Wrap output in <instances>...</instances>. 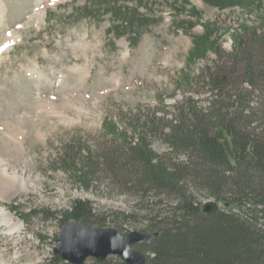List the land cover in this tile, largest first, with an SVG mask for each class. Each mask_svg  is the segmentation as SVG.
Masks as SVG:
<instances>
[{
	"label": "rangeland",
	"instance_id": "1",
	"mask_svg": "<svg viewBox=\"0 0 264 264\" xmlns=\"http://www.w3.org/2000/svg\"><path fill=\"white\" fill-rule=\"evenodd\" d=\"M209 3L0 0V175L12 178L0 184V264H43L57 243L59 217L75 200L91 203L93 223L125 233L151 230L153 215L170 217L176 196L116 189L112 173L85 188L59 161L109 143L125 149L121 143L144 121L164 128L162 114L184 97L178 81L202 64L187 66L192 36L217 21L216 36L230 51L234 32L264 21V0H223V10ZM190 97L205 106L204 96ZM164 140L151 134L152 150L167 164L185 161ZM202 195L200 208L214 201ZM138 248L148 253L147 244Z\"/></svg>",
	"mask_w": 264,
	"mask_h": 264
},
{
	"label": "trees",
	"instance_id": "2",
	"mask_svg": "<svg viewBox=\"0 0 264 264\" xmlns=\"http://www.w3.org/2000/svg\"><path fill=\"white\" fill-rule=\"evenodd\" d=\"M206 1L220 10L229 6L223 0ZM214 22L212 30L204 27L192 36L187 66L202 64L196 75L183 74L178 81L184 97L162 114L168 122L164 128L152 129L155 124L144 121L121 143L125 149L109 143L85 158L65 154L59 161L85 188L99 181L97 174L112 173L116 189L143 193L149 188L176 196L170 217H150L148 264H264V21L234 32L230 51L220 45ZM193 92L204 96V107L192 102ZM254 99L260 108L251 103ZM109 130L115 134L118 129ZM158 132L171 152H183L185 161L170 165L152 150L149 136ZM199 194L227 207L202 213ZM93 216L89 201L75 200L59 220L106 228L93 223ZM114 260L84 264H125ZM43 264L71 263L52 252Z\"/></svg>",
	"mask_w": 264,
	"mask_h": 264
},
{
	"label": "water",
	"instance_id": "3",
	"mask_svg": "<svg viewBox=\"0 0 264 264\" xmlns=\"http://www.w3.org/2000/svg\"><path fill=\"white\" fill-rule=\"evenodd\" d=\"M201 210L215 213L219 204L207 201ZM152 237L141 231L122 233L115 228H95L70 218L60 227L53 253L71 264H84L89 258L102 262L108 256H115L125 264H148L147 254L137 247L149 243Z\"/></svg>",
	"mask_w": 264,
	"mask_h": 264
},
{
	"label": "bare ground",
	"instance_id": "4",
	"mask_svg": "<svg viewBox=\"0 0 264 264\" xmlns=\"http://www.w3.org/2000/svg\"><path fill=\"white\" fill-rule=\"evenodd\" d=\"M39 114V113H38ZM44 114V111L41 112V116ZM2 172V175H0V184H2L1 181H4V182H12V178L10 179V176H8L5 171H1ZM17 226V225H16ZM15 226V227H16Z\"/></svg>",
	"mask_w": 264,
	"mask_h": 264
}]
</instances>
